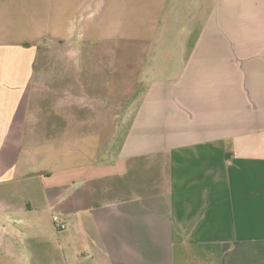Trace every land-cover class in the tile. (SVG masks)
I'll return each mask as SVG.
<instances>
[{
  "label": "crops",
  "instance_id": "0c3cea01",
  "mask_svg": "<svg viewBox=\"0 0 264 264\" xmlns=\"http://www.w3.org/2000/svg\"><path fill=\"white\" fill-rule=\"evenodd\" d=\"M0 264H264V0H0Z\"/></svg>",
  "mask_w": 264,
  "mask_h": 264
},
{
  "label": "rangeland",
  "instance_id": "374dc122",
  "mask_svg": "<svg viewBox=\"0 0 264 264\" xmlns=\"http://www.w3.org/2000/svg\"><path fill=\"white\" fill-rule=\"evenodd\" d=\"M174 27V32L179 33V27L180 24L177 25H173ZM105 32H107L109 34L108 39L106 41H103V44H106V47L108 49V51L112 48H116L118 50H132L131 52H133L134 55H138L139 53L141 54V50H145V49H149L151 48V20H149L147 17H144V19H141V22L138 26H136L134 33L137 34L138 37H140L142 40L139 42H132L130 40H127L126 38L122 39L123 35H126V33H122L121 30L117 32V30L115 31V27L111 26L108 28V31L105 30ZM113 32V33H112ZM123 34V35H122ZM124 37V36H123ZM64 48H68L69 46H71V48L75 51H78L77 48V40L74 41L71 40L70 43L65 41L64 43ZM172 45H175L176 42L173 39L171 42ZM137 49V50H135ZM138 50H140V52L138 53ZM76 54V53H75ZM139 58V57H138ZM142 58V55H141ZM77 61L79 60V56H76L75 58ZM136 59L131 58L130 61H134ZM136 63V61H135ZM113 64V63H111ZM116 68V67H115ZM118 71H120L122 77L124 78V83L126 85L132 83L135 79L136 74L131 72V69H127L126 65L119 67ZM147 70H144L143 73H147ZM129 82V83H128Z\"/></svg>",
  "mask_w": 264,
  "mask_h": 264
},
{
  "label": "built area",
  "instance_id": "2783aa9c",
  "mask_svg": "<svg viewBox=\"0 0 264 264\" xmlns=\"http://www.w3.org/2000/svg\"><path fill=\"white\" fill-rule=\"evenodd\" d=\"M53 225L56 229H64L66 225L63 222H60L57 215L52 216Z\"/></svg>",
  "mask_w": 264,
  "mask_h": 264
}]
</instances>
